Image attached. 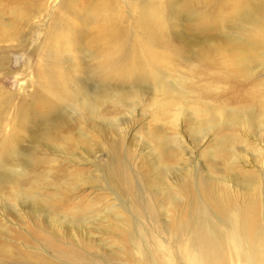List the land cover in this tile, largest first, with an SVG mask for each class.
Segmentation results:
<instances>
[{"label":"rangeland","instance_id":"rangeland-1","mask_svg":"<svg viewBox=\"0 0 264 264\" xmlns=\"http://www.w3.org/2000/svg\"><path fill=\"white\" fill-rule=\"evenodd\" d=\"M169 1L0 0V264H201L206 220L229 256L244 245L236 218L255 204L244 182L260 184L264 212V56L230 79L214 47L222 26L190 27L212 7L227 26L246 0L178 13ZM89 9L108 18L93 25ZM146 10L159 13L156 36ZM142 52L155 64L130 79ZM102 61L123 77L104 81ZM178 81L181 99L162 92ZM227 111H252L251 126Z\"/></svg>","mask_w":264,"mask_h":264},{"label":"bare ground","instance_id":"bare-ground-1","mask_svg":"<svg viewBox=\"0 0 264 264\" xmlns=\"http://www.w3.org/2000/svg\"><path fill=\"white\" fill-rule=\"evenodd\" d=\"M215 2L218 3L219 7H222L223 0H170L168 3L170 4L171 9L174 8L177 11L176 13H178L183 12V10L187 11V9H192V6L195 4L205 3V6L211 7L215 4ZM104 5L105 3L100 4L101 7ZM241 6L242 8L235 9L233 12L232 19L229 21L230 24L227 25L228 27L223 21L219 24L214 22L213 16L211 14L212 12H216V7L205 8L203 13H197L193 22L190 24V27H192L191 29H195L200 34L207 35L209 37H211L214 32L222 26L225 33L221 37L219 36L218 40L216 39V45L214 47L216 48L217 46L216 49L218 50V57L223 69L220 70L224 75L229 76L230 79L238 77L243 79L249 78L251 76L253 64L258 58L264 56V0H246L243 4H241ZM106 10L107 9H105V11ZM98 14L95 15L92 13V10H88L86 15H88L87 18L90 19L89 22L91 24L95 25L99 18H102L101 21H104V19L108 18V12H99ZM142 14L145 16L143 23L147 28L149 34L148 37H151L153 34L154 36H156V34L158 35L162 25L160 22V17L158 16L159 13L156 15L152 11L146 10V12ZM202 14L209 15L210 17H205L204 21H202ZM109 18L112 19V16H109ZM107 20L109 21V19ZM191 20L192 19L188 20L187 22ZM111 26L113 25L110 24V27ZM115 26L116 25L114 24V27ZM103 28L100 27L104 33ZM109 29L108 32L110 31ZM77 33L78 31L76 34ZM111 34L112 32L110 35ZM98 36L99 35H97V37ZM153 57L154 56H152L150 53L142 52L139 58V63L137 61V64L133 66L134 75L131 74L129 76L130 79L142 80L141 78L144 76L148 68L155 64V58ZM96 58H99V56H96ZM166 58L167 57L164 56L160 61H163ZM99 64L100 66L97 65L96 67L99 69V75L104 81L119 80L123 77V74H121L118 70L119 68L115 66L117 64L112 65L111 63L104 61L100 62ZM140 67L142 68L140 69ZM177 83L178 84H171L168 87H163L161 89L162 92L166 95H169L171 91H175L176 95L174 98L177 97L178 99H181L184 91L182 87V81H178ZM252 92L255 93L257 91ZM249 98L253 99V95L251 94ZM201 105L205 106L201 107V109L205 112H202L201 115L205 117L204 122H206V125L215 122L217 118L216 112L214 113V111L210 110L209 106L204 103ZM253 118L254 116L252 111H247L245 113H234L232 111H227L226 114L227 120L231 121L233 124L244 126V129H248L251 126V120ZM50 131L51 130H49V132ZM45 135L49 134L45 132ZM225 140L226 141H223L222 144H230L232 143L233 137L228 135ZM261 147L262 145H260V148ZM244 184L246 193H250L253 196L255 199V204L247 218H244L241 221L239 217L236 218L240 238L241 241L244 242V245H240L239 247V243L237 241H232V257L234 258L235 264H242L244 255L251 256L256 264H264V212L261 215H256L259 209L257 206L258 199L261 195L259 192L260 184L257 183L255 185L254 182H244ZM195 244L198 252V260L201 264H229L230 259L233 260L231 255L229 256L227 254V247L225 246L221 236L215 231L213 223L209 220L204 222L203 232ZM240 252L243 253L240 254Z\"/></svg>","mask_w":264,"mask_h":264}]
</instances>
